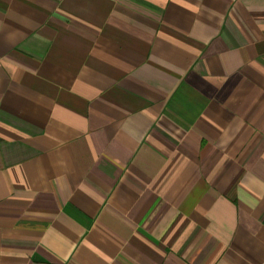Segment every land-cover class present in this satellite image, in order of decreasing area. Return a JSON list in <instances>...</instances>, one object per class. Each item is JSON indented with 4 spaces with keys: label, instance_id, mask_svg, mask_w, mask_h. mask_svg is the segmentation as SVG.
Wrapping results in <instances>:
<instances>
[{
    "label": "crops",
    "instance_id": "crops-1",
    "mask_svg": "<svg viewBox=\"0 0 264 264\" xmlns=\"http://www.w3.org/2000/svg\"><path fill=\"white\" fill-rule=\"evenodd\" d=\"M0 264H264V0H0Z\"/></svg>",
    "mask_w": 264,
    "mask_h": 264
}]
</instances>
